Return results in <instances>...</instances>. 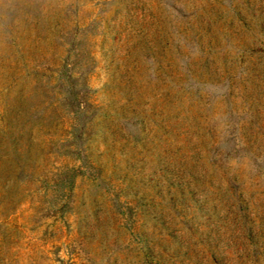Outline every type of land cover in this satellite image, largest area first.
Returning a JSON list of instances; mask_svg holds the SVG:
<instances>
[{"label": "rangeland", "instance_id": "1", "mask_svg": "<svg viewBox=\"0 0 264 264\" xmlns=\"http://www.w3.org/2000/svg\"><path fill=\"white\" fill-rule=\"evenodd\" d=\"M0 264H264V0H0Z\"/></svg>", "mask_w": 264, "mask_h": 264}]
</instances>
